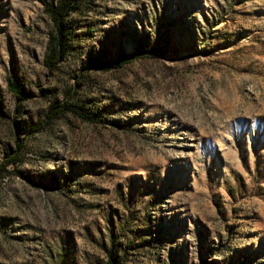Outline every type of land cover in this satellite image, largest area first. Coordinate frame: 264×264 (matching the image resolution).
<instances>
[{
    "label": "rangeland",
    "instance_id": "rangeland-1",
    "mask_svg": "<svg viewBox=\"0 0 264 264\" xmlns=\"http://www.w3.org/2000/svg\"><path fill=\"white\" fill-rule=\"evenodd\" d=\"M46 1L0 0V264H264V0H85L57 68Z\"/></svg>",
    "mask_w": 264,
    "mask_h": 264
},
{
    "label": "trees",
    "instance_id": "trees-1",
    "mask_svg": "<svg viewBox=\"0 0 264 264\" xmlns=\"http://www.w3.org/2000/svg\"><path fill=\"white\" fill-rule=\"evenodd\" d=\"M84 2L85 0H49L44 3L43 8L51 22V27L46 35L43 54V63L47 68H57L58 64L67 56L70 45L69 28L66 18L70 13L78 12ZM164 53V50L161 48H155L151 52H148L143 46L138 45L137 49L134 50L132 54H126L121 50L118 51L111 64L105 59L95 57H87L86 61L88 67L91 69H106L108 66H121L125 61L136 57H145L147 55L154 56L155 54L163 55ZM8 88L16 98L24 99L26 92L17 81L10 79L8 81ZM50 107L52 108L48 111V114H46L47 116H55L64 110H71L84 119H90L89 114L78 110V106L70 101L64 100L50 105ZM23 134L24 135L20 137L16 135L15 149H12L13 151L20 148L23 138H25L28 133ZM14 158L15 154H12L3 161H0V170H3L4 165L12 162Z\"/></svg>",
    "mask_w": 264,
    "mask_h": 264
}]
</instances>
